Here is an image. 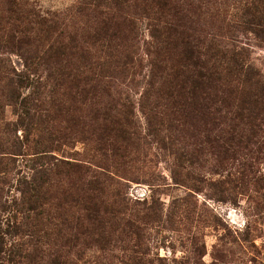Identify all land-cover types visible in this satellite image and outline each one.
Here are the masks:
<instances>
[{"label": "rangeland", "instance_id": "rangeland-1", "mask_svg": "<svg viewBox=\"0 0 264 264\" xmlns=\"http://www.w3.org/2000/svg\"><path fill=\"white\" fill-rule=\"evenodd\" d=\"M87 1L0 0V27L33 41L7 44L0 30L3 264H264V97L254 86L234 78L226 101L206 110L168 95L139 103L144 81L118 76L99 100L115 104L110 123L92 117L91 99L72 89L82 69L59 78L50 63L34 65L30 86L19 89V100L32 103L24 114L7 85L11 70L25 72L24 58L38 60L56 37L73 63L79 52L103 55L104 47L91 44L95 34L140 59L134 69L141 75L150 62L175 58L172 35L193 40L207 56L218 45L240 52L245 66L264 75V0H157L161 17L145 13L140 0L97 8ZM40 18L55 27L43 32ZM50 156L108 174L105 195L91 202L81 186L74 189L78 177L64 178L37 215L22 211L16 220L24 224L7 226L17 179Z\"/></svg>", "mask_w": 264, "mask_h": 264}, {"label": "trees", "instance_id": "trees-1", "mask_svg": "<svg viewBox=\"0 0 264 264\" xmlns=\"http://www.w3.org/2000/svg\"><path fill=\"white\" fill-rule=\"evenodd\" d=\"M109 1L122 4L125 0ZM134 1L136 2L137 0ZM106 2L107 0H89L85 3L89 7L94 6L97 8L104 3L107 4ZM138 5L142 7L145 13L154 9L159 13L158 17H161L160 15L163 14L162 7L164 6L157 0H140L137 3ZM101 22L103 24L105 20ZM37 24L38 27L40 25L46 27V29L42 28L45 33L55 27V22L46 18L37 19ZM0 30H6L7 37L5 41L7 44L14 42L20 44L23 42L26 45H33L32 39L27 37L26 34L15 37L17 29L8 28L7 31V25H5V27L1 26ZM98 36L97 34L93 35L91 44L93 46L97 43L99 51H102L104 47L105 51L103 55L100 53L97 55L93 51H87V54L79 52L75 56L76 63H73L68 56V44L58 39V37L48 43L42 55L37 56L38 60L32 56L25 57V72L11 70L12 76L8 77L7 75V85L12 86L9 90V98L22 108L23 114L27 107L32 106V103L31 105L28 104L26 98L19 100V89L30 86V77L27 71L36 72L37 68L34 65H39L40 62L45 64L50 63L59 78L68 76V70L74 69L78 72L82 69L84 73L82 77L74 74L71 78L72 89L82 96L85 93L86 97L91 99V103L94 104L91 107L92 117L95 119L100 117L102 120H107L110 123L114 122L110 114L114 111L115 104L108 103L110 105L107 104L105 106L103 105L104 101L99 100L102 93L106 97L110 95L111 79L118 76L124 78L127 84L131 85L144 81L145 90L141 92L139 100H137L139 103L149 99L150 95H168L175 100L180 99L184 101L185 105L189 107L196 106L201 109L214 110L218 100L223 103L226 101L225 98L231 95L232 80L234 78L239 79L242 84L254 86L259 91L260 98L264 97V75L259 71H255L251 66H245L240 52L218 45L216 50L207 56V53L198 49L197 44L193 40L172 35L171 45L178 50L175 58L172 60V57H161V61L158 59L157 61L150 62L147 72L141 75V73H138L134 69L136 65L140 64V59L129 52H115L112 49L114 47L112 43L111 45L109 43H101V39ZM123 44L124 42L121 39L117 46ZM211 58H213V62H211ZM84 59L85 62L83 61ZM75 64H77L76 68ZM136 74H140L141 79H137ZM166 76H169V80H167ZM80 82H83V84H80ZM155 82H159V87L154 88ZM125 99L128 105L122 102L121 106L124 109L130 105L129 96L126 95ZM251 99L253 100L254 98ZM116 102L118 103L119 100H116ZM125 111L118 112V115L125 113ZM42 121L39 123H42ZM51 137L49 134L48 139H51ZM38 158L39 160H43L47 157L41 156ZM49 158L43 163L38 162L36 168H31L32 173L28 177L17 179L18 197L9 198L7 196V226L10 220L13 229L24 224L23 222L20 224L16 220L18 214H22V211H28V213L31 212L33 215H37L40 212L41 201L51 193L53 183L60 184L63 187L65 183V181L62 183L64 178L68 179L71 176L78 177L81 185L74 184V189L77 191L78 187L81 186L80 191L86 193L87 198L91 202L101 200L105 195L108 174L105 175L104 172L90 170L91 168L77 162L52 156ZM62 194L65 193L62 192ZM14 211L18 213H14ZM25 218L27 217L25 216ZM5 233L0 230V264H3L2 258H4L3 254L5 253L3 236Z\"/></svg>", "mask_w": 264, "mask_h": 264}]
</instances>
